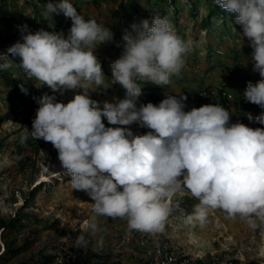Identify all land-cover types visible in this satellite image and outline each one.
<instances>
[{"label": "clouds", "instance_id": "clouds-1", "mask_svg": "<svg viewBox=\"0 0 264 264\" xmlns=\"http://www.w3.org/2000/svg\"><path fill=\"white\" fill-rule=\"evenodd\" d=\"M213 3L235 14L234 23L242 29L240 38H247L253 50L244 66L251 62L259 76L242 79L235 100L242 96L258 107L251 110L243 102L244 119L232 114L221 87L202 83L194 87L186 110L187 96L163 99L151 91L148 83L166 88L172 76H179L192 46L166 17L152 16L133 22L130 31L125 29L123 51L110 63L111 72L96 49L114 42V33L95 19H86L70 0H48L42 16L63 14L71 22L53 23L57 27L53 31L17 25L20 39L0 53V58L8 60L9 55L20 57L17 65L27 80L38 88L46 85L52 92L33 97L39 107L31 137L51 143L72 189L91 198L97 216L126 220L129 235L162 232L172 212L169 202L181 192L198 201L186 217L189 225L204 226L211 211L222 210L227 218L239 219L252 230L264 228V128L253 129L264 126V0ZM116 46L121 45L117 42ZM11 66L2 63L0 70ZM117 84L126 90L123 99L100 102L89 96L90 91ZM19 87L28 94L23 84ZM211 90L216 91V103L196 108L199 93ZM67 91L73 92V98L59 101L57 94ZM143 92L162 101L138 107ZM246 120L251 123L243 124ZM134 124L149 131L134 134L130 127ZM25 140L27 136L21 142ZM88 231L95 236L103 230L93 220ZM89 246L84 235L73 245L84 252ZM103 246L101 236L95 248Z\"/></svg>", "mask_w": 264, "mask_h": 264}, {"label": "rangeland", "instance_id": "rangeland-1", "mask_svg": "<svg viewBox=\"0 0 264 264\" xmlns=\"http://www.w3.org/2000/svg\"><path fill=\"white\" fill-rule=\"evenodd\" d=\"M95 1L70 0L86 19H95L114 33V42L97 48L103 51L99 55L107 64L108 71H111L110 63L118 59L123 51L122 34L125 29L131 30L129 27L131 23L126 21V16L121 15L122 11H126L122 6L134 0ZM6 2L7 4L0 0V30L7 32L15 29L16 32L8 34L5 39H0V53H5L10 45L20 39L17 25L27 24L31 31L42 27L40 10L45 7L47 0H6ZM136 2L142 7V12L130 21L139 23L142 19L150 20L151 4L145 0H136ZM182 2L185 4V9L197 5V18L190 17L187 10H183L177 16H174L173 11L170 10L166 18L171 21L181 38L192 41L191 49L185 57V65L179 76L171 77V84L164 86L166 88L148 83L149 88L163 99L166 95L187 96L184 109L186 110L194 95V87L201 83L204 86L211 84L221 87L226 93L227 103L233 115L247 114V109L242 105L245 102L242 96L239 101L235 100L238 96V88L243 82L242 79L245 77L256 79L255 76L259 74L252 71L251 62L244 66L246 57H249L253 50L247 38L241 40L239 33H242V29L234 23L235 14L224 12L226 15L224 21L219 18L215 20L217 24L214 27L218 28L217 42L220 46V54L213 53L211 50L216 51L215 41L209 37V33L201 30L202 19L208 13V4L213 0H182ZM6 9L9 11L7 12ZM60 15L57 17L53 14L50 18L55 20L56 17L65 18L63 14ZM224 27L226 31L223 30ZM117 42L120 43V47L116 46ZM236 49H238L237 52H235ZM213 54L217 55L216 58L211 57ZM195 58H198L197 64ZM9 59L12 62L7 58H0V64L5 62L12 64L8 69L0 70V216L10 219L18 210L27 215L29 227L17 236H12L8 242L15 239V247L24 246L27 239H30V242L27 249L24 248L18 255L9 256L8 260L4 261L3 256L7 254L3 252L7 240L2 234L3 229L0 228V264H28L27 261H36L40 253L71 255L75 259V262L71 264H80L88 251L84 252L73 247L79 235H84L91 243L92 241L96 243L102 236L108 249L118 254L124 264H136L139 257L146 259L147 255L156 257L158 249L163 248L164 245L195 253L209 252L220 249L221 245H227L234 253L242 249L248 258L256 257L264 248V228L252 230L239 219L227 218L222 210L211 211L208 222L204 226L198 222L192 225L187 224V215L198 203L187 192L176 194L169 202L172 212L162 232L133 231L129 235L126 220L97 216L93 212L91 198L83 191L72 189L70 176L63 169L58 158V151L51 143H43L36 151L26 149L24 154L16 156L13 150L28 132V123L24 122L22 114L13 115L8 99L20 95V93L13 95L16 85L26 83V88L30 89L31 93H35L38 87L35 86L34 81L27 80L23 70L17 65L21 62L20 57L9 55ZM110 75L109 73L108 77ZM112 86L108 89L93 91L94 93L90 91L89 96L92 97L95 94L103 97L99 100L100 102L105 100L112 102L113 97H118V92H121L119 94L123 99L125 89L121 88L122 91H117V86ZM107 93L110 95L109 99L104 97ZM149 93L143 92L139 100L147 97ZM72 98L71 91L59 95L60 101L64 103ZM27 108L26 102L18 109L27 111ZM130 127L137 135L149 131L135 124ZM43 175L47 176V180L38 183L37 180ZM39 187L40 189L31 196L30 193ZM38 219H44L47 224L37 222ZM93 220L103 230L95 236L88 231V224ZM64 229H67L65 236L61 234ZM32 256L35 258L32 259Z\"/></svg>", "mask_w": 264, "mask_h": 264}, {"label": "trees", "instance_id": "trees-1", "mask_svg": "<svg viewBox=\"0 0 264 264\" xmlns=\"http://www.w3.org/2000/svg\"><path fill=\"white\" fill-rule=\"evenodd\" d=\"M2 1L5 4H7L6 0H2ZM92 1H95V0H92ZM145 1H147L149 4H151V6H150L151 7L150 16L151 17L152 16L167 17L170 10L173 11L174 16L179 15V13L182 12L183 10H187L189 16L194 18V19H196L198 16V13L196 10L197 5L195 4V5H192L191 7L187 8V9H185V4L182 2V0H172V2H171V0H145ZM47 3H48V0H47ZM212 3L213 2L208 4V6H209L208 13L202 19L201 30L209 33L208 34L209 37H211L215 41L214 47L216 48V51L211 50V52H213V53L217 52L219 54L220 46H218L219 43L217 42L218 28L214 27V25L217 24V23H215V20H217V18H219L222 21H224L226 19V15L224 13L226 11L223 10L222 8H220L219 5H213ZM129 4L126 6H122L125 8L124 10H126V11L125 12L122 11L121 15L123 14V16H126V21L128 23L132 24V22L130 20L135 19L136 17H134V16H138V14L142 12L141 11L142 7L136 2V0L130 2ZM44 10H45V7H42L40 12H41V19L43 20L42 27L46 31H49V30L53 31V30H55V28H57L56 26H53V23L59 24L60 21L64 22V23L71 22V20L67 19V18H63L64 20L61 18H57V17H59L58 15L56 17V20L53 18H50V16L47 19H45L42 16V13ZM6 11L8 12L9 9H6ZM219 14H220V16H219ZM48 25L51 26L52 28L47 29ZM223 30L226 31L225 27ZM216 56L217 55L213 54L211 57L216 58ZM195 61H198V59L195 58ZM248 81L249 80H247V82ZM247 82L242 86L244 88L242 91L245 90V88L247 86ZM23 85L26 88V83H24ZM144 90H145V87H144ZM242 91H240V94ZM45 92H47L50 95L52 94L51 90L48 87L42 86V87H39V89L37 88L35 93H31L30 89H28V94L26 95V94L22 93L19 86L16 85V87L14 88L13 95H16L18 93H20V95L18 97L16 96L15 98L13 97L11 99H8L9 106L12 107L11 110H12L13 115L19 116L22 114L24 116V122L28 123V132L24 135V136H27V140L17 144L16 148L13 150V152L15 153L16 156H21L22 154H24L26 149H28V150L33 149L35 151L39 150L40 147L42 146V144L46 143L42 139L41 140H35L31 137L32 121L35 118L36 110L39 107V105L36 103V101L33 99V97H40ZM220 92H222V91H220ZM57 99L60 101L58 94H57ZM161 101H162L161 98L155 96L154 94H150L147 98L141 99L138 102V107H139V104H141V103L147 104L148 102H151L153 104L158 105L159 102H161ZM26 102L28 103L27 111H19L18 108L25 105ZM220 102L224 105V108L229 111V109L227 108V104L225 102L224 97L220 98ZM243 104L244 105L250 104L249 108L251 110H255L258 107L257 105H254V104L249 103V102H245ZM244 118H245V115L241 117V119H244ZM242 123L247 125V124L251 123V121L246 120ZM255 128H264V126L254 127L253 129H255ZM39 189H40V187L38 189L33 190L30 193V195L31 196L34 195L37 192V190H39ZM37 222L43 223L44 225L47 224V222L44 221V219H38ZM28 227H29V223H28L27 215H25L23 212H21L19 210L10 219H6V218L0 216V228L3 229L2 234H3L4 238L7 240L6 241V248H5V251L3 252V253L7 254V255L3 256L4 261H7L8 260L7 258H9V256L14 257V256L18 255L24 248L25 249L28 248V244L30 242V239H27L25 241V245L20 246V247H15V239L8 242V240H10V238L12 236H14V237L17 236L18 234H20L22 231H24ZM66 230L67 229H64V232L61 233L63 236L66 235ZM95 244L96 243H94V241H92V243L90 244L91 247L88 250L87 256L83 260L80 261V264H124L123 261L119 258V255L115 254L114 251H112L111 249H108V247L105 243H104V246L102 248H95ZM31 258L34 259L35 256H32ZM59 259H61L62 262H64L65 264H71V263H66V260H65L66 256L65 255L61 256L60 254L58 255L56 253L51 254V255L40 253L39 255H37L36 261H27V262H28V264H60ZM154 259H155V256H152V255H150V256L147 255L146 259H144L143 257H139L136 264H153ZM197 264H201V263L198 262Z\"/></svg>", "mask_w": 264, "mask_h": 264}, {"label": "built area", "instance_id": "built-area-1", "mask_svg": "<svg viewBox=\"0 0 264 264\" xmlns=\"http://www.w3.org/2000/svg\"><path fill=\"white\" fill-rule=\"evenodd\" d=\"M11 33H14V30H10V32L0 30V39L7 37ZM213 95H216L215 90H211L210 93L201 91L195 107L199 108L202 105L216 103ZM157 252L158 255H156L153 264H197L198 262L201 264H264V248L253 258H248L242 249L234 253L227 245H221L220 249H214L209 252L199 251L198 253L178 247L164 246L158 249ZM65 256L66 263L75 262L74 257L71 255L65 254ZM59 262L60 264H65L61 259H59Z\"/></svg>", "mask_w": 264, "mask_h": 264}, {"label": "crops", "instance_id": "crops-1", "mask_svg": "<svg viewBox=\"0 0 264 264\" xmlns=\"http://www.w3.org/2000/svg\"><path fill=\"white\" fill-rule=\"evenodd\" d=\"M111 43H108V44H105V46H108V45H110ZM102 47L104 46V45H101ZM107 48V47H106ZM100 50V49H99ZM98 49H96V51L98 52V53H102L103 51L101 50V51H99ZM111 72V71H110ZM121 88H122V86H120L119 84H117V88H116V90L117 91H120L121 90ZM122 91V90H121ZM126 91V90H125ZM93 92V91H92ZM94 93V92H93ZM119 93H121V92H118V98L119 99H121V96H120V94ZM104 97L105 98H107V99H109L110 98V95L107 93V94H105L104 95ZM101 98H103V97H97L95 94H94V96H92L91 97V99H93V100H95L96 99V101H99Z\"/></svg>", "mask_w": 264, "mask_h": 264}, {"label": "bare ground", "instance_id": "bare-ground-1", "mask_svg": "<svg viewBox=\"0 0 264 264\" xmlns=\"http://www.w3.org/2000/svg\"><path fill=\"white\" fill-rule=\"evenodd\" d=\"M45 180H47V176L43 175L41 178L37 180V182L40 183V181H45Z\"/></svg>", "mask_w": 264, "mask_h": 264}]
</instances>
